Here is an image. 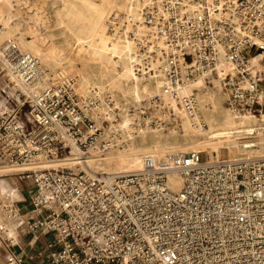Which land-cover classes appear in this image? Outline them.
I'll list each match as a JSON object with an SVG mask.
<instances>
[{
    "label": "built area",
    "instance_id": "2783aa9c",
    "mask_svg": "<svg viewBox=\"0 0 264 264\" xmlns=\"http://www.w3.org/2000/svg\"><path fill=\"white\" fill-rule=\"evenodd\" d=\"M105 27L109 41L131 46L135 73L157 81L184 116L194 118L199 105L181 90L213 76L230 112L264 108L252 63L264 52V0H150L137 17L110 12ZM76 85L15 39L0 42V165L77 159L14 172L22 198L0 194L4 264H264V156L201 160L191 151L157 166L146 155L138 171L94 172L85 158L105 155L123 132L114 101L97 88L81 95ZM127 114L138 128L145 118L157 129L176 118L159 97ZM171 172L181 178L177 190L168 186ZM19 232L30 236L29 249L45 237L42 249L16 252Z\"/></svg>",
    "mask_w": 264,
    "mask_h": 264
},
{
    "label": "bare ground",
    "instance_id": "6f19581e",
    "mask_svg": "<svg viewBox=\"0 0 264 264\" xmlns=\"http://www.w3.org/2000/svg\"><path fill=\"white\" fill-rule=\"evenodd\" d=\"M10 2L11 0H0V22L4 27V30L0 32V41L16 37L15 40L21 50L35 56L41 65L43 64L47 68H49L50 62H54L55 70L49 69H52L53 73H58L57 67L64 64L67 55L62 53V49L59 50L60 47L56 48L48 42L46 33H40L39 37L27 26L25 29L17 27L13 17L5 11ZM149 2L150 0H57L53 8L54 19L61 22L70 35V43L66 44V49L77 63L78 73L73 75L67 73V75L76 78L79 94L88 93L89 88L99 90L100 85L105 87V91H107L105 95L111 99L117 95L124 98L125 101H141L144 94H153L152 96L159 97L166 107L172 108L180 123L181 136H162L159 130L153 131L148 128H145L143 136H135L131 133H136L133 131L136 127H133V121L127 114V109L129 106L134 110L141 108L134 104L127 106L125 111L127 122L125 118H121L118 109L115 108L114 114L119 118V127L122 129L123 135L116 136L114 146L106 153L104 159L91 152L85 158L88 168L94 172L106 174L127 173L140 170L142 158L146 155L153 157L155 165L167 166L169 157L166 158V156L177 153L196 152L203 160L201 153L218 155L221 149L227 151L226 154L229 158L255 155L260 149H264V113L256 117L250 113L234 114L225 109L222 105L224 95L215 76L211 80L213 84L211 89H206L203 84L205 82L200 80L186 85L181 90L183 95H194L199 105L195 117L188 118L181 114L165 95L160 94L157 81L143 79L135 73L131 64V46L129 44L108 40L105 32V19L110 12L120 10L132 17H137L138 11ZM19 11L21 10L19 9ZM22 16L25 17L20 15V17ZM28 19L31 18L28 16ZM20 22L24 23L23 19ZM261 54L262 57L259 61L264 62V52ZM255 61L257 60L252 59V62ZM253 65L255 66L254 63ZM260 70L264 72L262 64ZM227 72L228 68L222 67L217 70L216 75L221 77ZM141 80H144L146 84L139 87ZM192 88L196 95L190 91ZM188 119L193 125L189 123ZM199 123H202L204 127ZM143 127H149L147 121ZM253 148L259 150L253 151L251 150ZM160 157L163 159L157 162ZM102 162H106L108 169ZM76 165L77 159L67 156L22 166H3H15L16 171H20L35 168L40 170L56 169ZM16 171L8 170L7 172L13 176ZM168 186L172 190L179 189L181 186L180 176L171 172L168 175ZM15 190L19 194L18 188ZM12 201L14 200H5V202Z\"/></svg>",
    "mask_w": 264,
    "mask_h": 264
},
{
    "label": "rangeland",
    "instance_id": "374dc122",
    "mask_svg": "<svg viewBox=\"0 0 264 264\" xmlns=\"http://www.w3.org/2000/svg\"><path fill=\"white\" fill-rule=\"evenodd\" d=\"M56 1L57 0H11L8 7L5 8V11L8 12V14L13 17L14 22L17 25V27L25 29L27 26L29 29H31L35 33H37V35L39 37H40V33H46L48 35V40H49L48 42L51 45L55 46L56 48L60 47L59 50L62 49L63 50L62 53L64 55H67V58L64 60V64H62V66H60V67H57L56 71L58 73H61V74L69 73V74L73 75L75 73H78V70L76 67L77 63L71 58V54H69L67 52V49H66L67 48L66 44L70 43L69 32L67 31V29L63 26V24L61 22H58L54 19V15H53L52 11H53V8L55 7ZM94 1H96V0H94ZM19 9L21 11H19ZM114 11H120V10H114ZM114 11H112V12H114ZM20 15H24L25 17H23V16L20 17ZM28 16L31 19H28ZM22 19H23L24 23L20 22V20H22ZM25 19H26V21H25ZM105 21H106V19H105ZM14 33H17V32L14 31ZM11 38L16 39V37H11ZM2 41L3 40H1L0 42H2ZM260 57H262V54H260L259 57H255L254 59L257 61L252 62V63H254L255 66L257 67V69H259V71L261 72L262 85L264 87V72L260 70L261 64L263 67L264 62L259 61ZM54 65H55L54 62H50L48 67L55 70L56 67L54 68ZM45 68H47V67H45ZM49 68H47V69L50 70ZM52 69L50 71H52ZM223 72H224V70H223ZM95 77H98V76H95ZM212 78L209 79L207 84H206V82L205 83L202 82L206 89H211V87L213 86V84L211 82ZM145 84H146V82L144 80H141L139 82L138 86L141 87L142 85H145ZM98 88H99V91L103 95H105L107 93V91H105V87L103 85H100ZM220 88H221V85H220ZM89 90H90V88H89ZM190 91H192L193 94L196 95V92L193 90V88ZM221 92H222V89H221ZM80 94L85 95L82 93H80ZM152 95L153 94H144L143 97L141 98L143 100H141V101H132V100L125 101L124 98L115 95L112 98V100L114 101V103H115L114 107L118 109V112H119V115L121 116V118L122 119L125 118V120H126L127 118L125 116V111L127 109V106H129L130 104H134V105H138L139 106L138 108H141V106H144L145 101H147L149 98L153 97ZM147 97H149V98H147ZM154 97H156V96H154ZM146 98H147V100H146ZM224 100H225V96H224ZM0 102L2 103L1 99H0ZM222 105L225 109H227L225 104H224V101H223ZM24 111H25V108L23 109V112ZM261 113H264V108L262 110H257V112L252 113V115L259 117ZM145 120L148 121V119H146V118H145ZM188 121H189V119H188ZM126 122H127V120H126ZM189 123L191 125H193L190 121H189ZM179 125H180V123H179L178 118H175L172 123L166 124L163 127V129H157L154 126H152L151 128L142 126L141 128L136 127L135 129H133V131L136 132L135 136H143L145 134L144 133L145 128H148V129L153 130V131L159 130V132L162 134V136H181ZM251 150L258 151L259 149L253 148ZM226 153H227V151L225 149H221V150H219L218 155H214V154H210V153L209 154L208 153H201V158L203 160H209V159L213 158L214 156H217V157L219 156L220 158H226V157H228ZM105 155L102 156V159H104ZM252 156H264V149H260L258 152L255 153V155H252ZM168 157L169 156H166V158H168ZM162 159L163 158L160 157L157 160V162L162 160ZM102 164L106 167V169H108L106 162H102ZM16 169L17 168L15 166H11V167L7 166L6 167L3 165H0V186H2V184H5V183L11 189H15L16 187L19 186V183L16 180V178L14 176L9 175L8 174L9 172L7 173L8 170L16 171ZM11 189H9V190H11ZM0 190H3L2 187ZM0 194H1L4 201L8 200V199L9 200H17L18 199V194L15 192L14 193L9 192V195H4V194H2V192H0ZM20 198H22V196L19 194V199Z\"/></svg>",
    "mask_w": 264,
    "mask_h": 264
},
{
    "label": "crops",
    "instance_id": "0c3cea01",
    "mask_svg": "<svg viewBox=\"0 0 264 264\" xmlns=\"http://www.w3.org/2000/svg\"><path fill=\"white\" fill-rule=\"evenodd\" d=\"M8 173V172H7ZM3 190H0L2 192V194H6V195H9V192H12V193H17V191L15 189H11L7 186V184H2V186H0V189ZM18 188V187H16ZM11 189V190H9ZM19 194L22 196V192L19 191ZM19 194H18V199H19ZM30 240V236L22 233V232H19V234L17 235V247L15 248V251L16 252H21L22 254L28 256V255H33V252L35 250H40L42 249L43 245H44V242H45V237H40L38 242L35 244V246L33 247V249H29L27 247V243L29 242ZM32 264H45V260L43 259H39V258H34L31 262ZM0 264H4V253L0 251Z\"/></svg>",
    "mask_w": 264,
    "mask_h": 264
}]
</instances>
